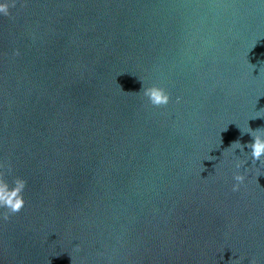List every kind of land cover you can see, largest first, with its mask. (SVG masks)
Masks as SVG:
<instances>
[{"label": "water", "instance_id": "water-1", "mask_svg": "<svg viewBox=\"0 0 264 264\" xmlns=\"http://www.w3.org/2000/svg\"><path fill=\"white\" fill-rule=\"evenodd\" d=\"M0 4V264H264V0Z\"/></svg>", "mask_w": 264, "mask_h": 264}, {"label": "clouds", "instance_id": "clouds-1", "mask_svg": "<svg viewBox=\"0 0 264 264\" xmlns=\"http://www.w3.org/2000/svg\"><path fill=\"white\" fill-rule=\"evenodd\" d=\"M0 14L4 16H9V5L8 4H0ZM19 55V51L15 53ZM143 95L148 99V102L153 107H163L167 106L170 102L169 94L160 87L152 86L143 89ZM227 131V128L224 129ZM248 134H250L254 140V143H250L247 145H242L239 140L234 141L230 145V149L236 150L240 149V151H244V148L247 147L251 150V158L253 164L256 162H260L264 164V133H261L259 129L253 131L249 128ZM245 133L241 132V135ZM222 143V140H221ZM246 162H238L236 164V168L240 169L243 167ZM4 165L0 164V169H4ZM8 172H11V168L9 166ZM246 177L241 174L234 175V180L236 184L233 186L232 191H239L240 186L244 184ZM27 181L16 178L13 181V186H9V184L5 180V172L0 170V208L7 209V211L3 215L4 220H8L10 216L20 213L25 207V200L23 197L24 190L26 188ZM250 264H256V261L253 259Z\"/></svg>", "mask_w": 264, "mask_h": 264}]
</instances>
